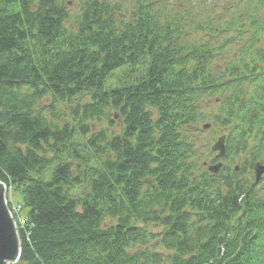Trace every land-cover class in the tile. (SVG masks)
<instances>
[{
  "label": "trees",
  "instance_id": "16d2710c",
  "mask_svg": "<svg viewBox=\"0 0 264 264\" xmlns=\"http://www.w3.org/2000/svg\"><path fill=\"white\" fill-rule=\"evenodd\" d=\"M263 37L264 0L224 18L193 0H0L14 264H264V195L245 176L264 156ZM204 120L225 129L217 173L189 129Z\"/></svg>",
  "mask_w": 264,
  "mask_h": 264
},
{
  "label": "rangeland",
  "instance_id": "374dc122",
  "mask_svg": "<svg viewBox=\"0 0 264 264\" xmlns=\"http://www.w3.org/2000/svg\"><path fill=\"white\" fill-rule=\"evenodd\" d=\"M62 1L67 4L69 11L74 14L78 11V7L80 6V2L82 0H62ZM242 1L243 0H237L238 3H241ZM193 2L197 4V8H201L203 10L211 9L212 11L219 12L222 18H224L227 12L230 10V6H233V4H236V0H193ZM231 33L232 32L230 31H227V32L225 31L222 34V36H228ZM221 38L222 37L219 35L218 40H220ZM244 38H245V35H242L241 37L234 40V42L224 47L223 51L219 54V58L222 61V63H225V60H227L229 57L234 55L236 48H238V46L244 41ZM260 44L264 46V37L262 38V41ZM206 107H209V109L213 110V112L215 113L216 111L215 110V97L209 100ZM207 122L211 123V121L204 120L198 125V129L193 126L189 127V129H191L192 131V134L195 135L196 145L199 151L201 152V157H200V160L198 161L199 165L201 164V166H202V162L208 163L210 160V156L213 155L212 152L209 151V145L214 143L215 138L220 133H224L223 131H225V129L222 130L219 127L213 126V125H210V127L207 129H202V125L206 124ZM206 143L208 144V151L204 147V144ZM263 159H264V156L263 158H261L260 161H262ZM228 161H232V160H228ZM223 162L225 163L227 162V160L225 159L222 161V163ZM239 163H240L239 157H236L231 165L236 166V165H239ZM203 167L205 168V166ZM245 176L248 179L252 178L251 170L250 172H245ZM256 187L259 193L261 195H264V175L262 176L261 180L256 184ZM5 198H6L7 207L13 217V220L15 221L16 226L18 223L23 225L25 209H21L20 207V203H19L20 198L18 194L14 192L11 193V192L5 191ZM8 202L10 203L8 204ZM149 228L156 231L158 230L159 227L154 228L153 226H149Z\"/></svg>",
  "mask_w": 264,
  "mask_h": 264
},
{
  "label": "water",
  "instance_id": "95a60500",
  "mask_svg": "<svg viewBox=\"0 0 264 264\" xmlns=\"http://www.w3.org/2000/svg\"><path fill=\"white\" fill-rule=\"evenodd\" d=\"M204 128L208 124L203 125ZM211 151H215L218 157L223 156L225 152L224 135H220L210 146ZM221 163L209 165L207 169L216 173ZM254 182H257L264 173L263 162H256L253 165ZM6 186L0 181V264H14L20 256V244L17 234L16 224L7 207L5 198Z\"/></svg>",
  "mask_w": 264,
  "mask_h": 264
},
{
  "label": "flooded vegetation",
  "instance_id": "af4514ba",
  "mask_svg": "<svg viewBox=\"0 0 264 264\" xmlns=\"http://www.w3.org/2000/svg\"><path fill=\"white\" fill-rule=\"evenodd\" d=\"M252 170V169H251Z\"/></svg>",
  "mask_w": 264,
  "mask_h": 264
}]
</instances>
